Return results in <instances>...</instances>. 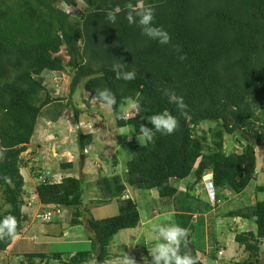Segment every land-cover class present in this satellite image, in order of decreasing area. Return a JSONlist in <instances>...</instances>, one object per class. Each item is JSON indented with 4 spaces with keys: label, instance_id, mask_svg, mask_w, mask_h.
Segmentation results:
<instances>
[{
    "label": "trees",
    "instance_id": "obj_1",
    "mask_svg": "<svg viewBox=\"0 0 264 264\" xmlns=\"http://www.w3.org/2000/svg\"><path fill=\"white\" fill-rule=\"evenodd\" d=\"M79 2L81 8L74 15L62 9L74 8ZM149 6L155 13L153 25L169 34V43L161 44L143 35L138 23H129V12L138 20L136 12ZM109 11L116 14L115 23L108 20ZM62 48L68 57L66 64L59 55ZM114 65L135 71L136 78L116 79ZM67 71L70 98L82 86L89 98L106 106L94 98L97 92L109 88L115 94L117 103L109 108L119 138L128 134L137 138L142 124L151 127L145 118L165 110L178 118L179 127L171 135L157 132L144 146H131L124 178H102L97 183L104 203L117 204L116 216L85 217L82 183L77 179L37 184L39 223H44L43 213L53 206L72 209V225H82L85 218L93 236L91 250L65 257L61 253H22L20 248L19 256L24 259L19 264L108 261L113 236L141 222L136 203L126 197L127 188L155 190L162 200H176L175 212L181 203L177 198L190 199L195 185H187L192 189L182 193L173 181L192 177L196 184L210 172L219 202L227 199L224 192L240 195L255 181V147L264 148V0H0V197L7 207L0 221L11 215L17 222L14 236L0 237V253L20 233L23 223L29 222L22 208L32 212L21 170L28 164L34 178L41 179V169L26 164L21 154L31 143L42 111L54 103H59V109L73 106H61L60 99H53L42 75ZM175 97H183L186 109L177 108ZM129 98L138 100L141 110L129 111L125 119L122 110ZM72 111L76 119L81 114L79 109ZM51 113L56 121L58 110ZM202 126H209L208 130ZM225 136H233L241 151L226 154ZM76 141L82 154L93 144L92 135L82 132ZM71 167L65 163L60 169ZM256 191L264 193V185ZM228 215L255 226L254 231L235 236L241 248L237 252L248 256L234 264H258L264 243V200ZM221 248L216 242L207 254L189 237L186 247L181 244V254L190 252L197 264H209L206 258L213 264L221 259ZM146 263L151 264V255Z\"/></svg>",
    "mask_w": 264,
    "mask_h": 264
},
{
    "label": "rangeland",
    "instance_id": "obj_2",
    "mask_svg": "<svg viewBox=\"0 0 264 264\" xmlns=\"http://www.w3.org/2000/svg\"><path fill=\"white\" fill-rule=\"evenodd\" d=\"M80 8L81 3L79 2L74 8L63 7L62 9L74 15ZM59 55L66 64L68 57L65 56L64 48L61 49ZM42 77L46 80L49 94L53 99H60L61 106L70 104H73V106L59 109L57 108L60 107L59 103H54L50 107H46L38 120L31 143L26 147V151L21 154V158L26 164L30 162L41 169L39 170L41 179L34 178L32 172L30 173L32 167H29L28 164L21 170L26 183L24 189L27 196L25 198L32 201L33 212L22 208V214L29 219L28 228L24 222L20 233L12 239L10 246L0 253V264H19L23 261L24 258L19 256L20 248L23 250L22 253L28 251L61 253L65 257H70L79 252H89L91 250L90 238L93 236L90 235L89 231H85V228L89 229L85 222V227H75L71 224L72 209L61 208L60 215L53 216L49 223H45L47 221H44L43 224L39 223L36 217L40 212V207L34 186L45 181L58 183L66 178L77 179L82 183L81 211L86 215L85 217L103 219L116 216L118 214L117 204L114 201L104 203V195H102L97 183L102 182L103 180H100L102 178L113 176L124 178L129 148L133 145H140L137 138L129 136L131 134H128L125 138L118 137L119 134L115 128L112 110L89 98L82 86L78 87L74 96L70 98L68 71L43 73ZM70 100H72V103L69 102ZM72 108L81 111L77 119ZM54 110L59 112L56 121L51 118V112ZM208 127L202 126L200 128L207 131ZM78 132L92 135L93 138V144L83 152L84 155L77 145ZM224 150L226 154H231L240 152L241 148L235 143L233 136H225ZM255 153V181H252L240 195H234L232 199L230 198L229 202L216 203V208L208 206L209 202H206L203 190H201V193H198V191L192 193L191 191V199H184L179 196L177 202L178 204L181 203L176 210L177 212H174L173 203L176 200H162L155 190L127 188L129 198L137 205L141 222L135 228L136 230H123L113 236L107 248L109 260L103 264H125L126 261L128 264H145L142 259L144 258L146 261L156 245L161 242L158 233L153 231V226H168L170 224H178L180 227L188 229V238L190 237L192 243L196 247L202 248V251L207 254L210 253V250L212 251L213 245L217 242L220 248H223V254L220 256L221 259L213 264H234L246 260L248 255L243 251H239L241 248L235 244L234 238L238 234L254 231V223L229 217L228 214L237 210H244L247 207L254 206L257 201L264 200V193L256 191L257 186L264 185V148L261 145H256ZM82 156H85L83 157L84 167H82L83 164L80 160ZM48 159L53 160L52 163H54L50 170L46 166ZM69 159L73 163V168H70L71 170L60 169V166ZM192 182L193 179L190 177L184 182L173 181L172 184L177 188L184 187L181 191L185 192V190L192 188L187 186L193 185ZM198 185L202 187L201 184ZM224 196H228L226 192H224ZM197 198L200 203L197 202ZM95 201H101L103 204L95 206L97 203ZM5 210H7V207L4 206L0 197V213ZM191 215L197 216V223L190 221V225H188L187 221ZM145 222L146 224L143 225ZM141 228L148 230L147 239H142L143 242H139L130 254L125 241L129 239L130 242L134 241L137 238L136 232L140 231ZM57 232H63L64 236L60 238L59 234H56ZM132 234H135V236L132 237ZM21 241L24 242L22 246L20 245ZM208 246H210L209 249ZM236 248L239 249L238 252ZM260 249L258 264H264V243ZM206 260L209 264H212L208 258ZM96 263L99 264L97 258L85 264ZM42 264L47 263L43 262ZM49 264H53V262Z\"/></svg>",
    "mask_w": 264,
    "mask_h": 264
},
{
    "label": "clouds",
    "instance_id": "obj_3",
    "mask_svg": "<svg viewBox=\"0 0 264 264\" xmlns=\"http://www.w3.org/2000/svg\"><path fill=\"white\" fill-rule=\"evenodd\" d=\"M128 7L132 8L133 6L129 4ZM136 16L139 17L138 20H136L132 12H129L127 19L130 24L138 23V25L141 27L143 35L148 36L151 39H158L161 44L169 43V34L165 30L153 25L155 13L152 7L149 6L140 9L138 12H136ZM107 18L112 23L116 22V14L112 11L107 13ZM123 68V65H114L113 70L116 72V79L131 81L136 78L135 71H125ZM94 98H98L108 107H112L117 103L115 94L109 88L99 90L96 94V97ZM172 98L173 97H170V100ZM175 100L179 110L183 111L186 109L187 106L183 101V97H175ZM140 110V102L138 100L129 98L126 107L122 110L125 113L123 118H128L127 113L129 111L138 113ZM145 119L147 120L148 124L151 125V127H148L145 124L141 125L140 135L137 136L141 146L152 142L157 132L161 133L162 135H171L179 127L178 118L171 114V112L168 110L154 114L150 117H146ZM192 184H201V188L203 190L202 192L205 193V196L214 195L212 177L211 175H208V172L203 174L200 182L196 184L193 179ZM190 191L193 192V189ZM181 192L183 193L184 191ZM198 193H201V191ZM189 198L191 199V197ZM209 205L211 206V204ZM16 225L17 222L15 217L11 215L6 216L2 221H0V237L5 235L14 236L16 232ZM153 231L158 233V236L161 238V242H159L153 249V252L150 253L151 264H197V257H194L190 252L181 254V244L184 243L185 247L187 245V238L189 236L187 229L180 227L178 224H170L168 226L154 225ZM125 264H128V262L126 261Z\"/></svg>",
    "mask_w": 264,
    "mask_h": 264
},
{
    "label": "crops",
    "instance_id": "obj_4",
    "mask_svg": "<svg viewBox=\"0 0 264 264\" xmlns=\"http://www.w3.org/2000/svg\"><path fill=\"white\" fill-rule=\"evenodd\" d=\"M56 138V137H55ZM53 162V160H51V159H48L47 160V168H51L52 167V165L54 164V163H52ZM65 163H71L72 164V167H71V169L73 168V163L71 162V160L69 159V160H67ZM64 163V164H65ZM83 167H84V165H83ZM70 168H66V169H64V170H71ZM59 183V182H58ZM32 185H34V184H32ZM36 186L37 185H35L34 186V190H35V188H36ZM181 189H180V191L181 190H183L184 189V187H180ZM184 193V192H183ZM181 197H183L184 199H186V196H184V195H181ZM95 202H97V201H95ZM100 202V201H99ZM100 205H102L101 203H98V204H95V206H100ZM29 211H30V209H28ZM173 211H174V209H173ZM33 212V211H32ZM83 219H85V218H83ZM27 224H29V222L27 223ZM27 224H26V227L28 228V226H27ZM32 224V223H31ZM146 224V222L145 223H143V225H145ZM142 225V226H143ZM77 226H80V227H85L84 226V220H83V224L82 225H77ZM77 226H75V227H77ZM62 230V229H61ZM132 230H136V229H132ZM85 231H89V229H86L85 228ZM90 233V232H89ZM137 234V238L134 240V241H132V242H130V239L129 240H126L125 241V244H127L128 245V247H127V250L130 252V254L133 252V250H134V247H136V246H138V244H139V242H141L142 241V239H144V240H146L147 238H146V236L148 235V230H145V229H143V228H141L140 229V231H137L136 232ZM56 234H59V236H60V238H62L63 236H64V233L63 232H57ZM90 235H91V233H90ZM72 236V235H71ZM132 237L133 236H135V234L133 235H131ZM72 240V239H71ZM143 242V241H142ZM134 244V245H133ZM133 245V246H132ZM132 247V248H131ZM130 249V250H129ZM219 255H221V254H223L221 251L218 253ZM143 260V262L145 263V264H147L146 263V261L144 260V258L142 259Z\"/></svg>",
    "mask_w": 264,
    "mask_h": 264
},
{
    "label": "bare ground",
    "instance_id": "obj_5",
    "mask_svg": "<svg viewBox=\"0 0 264 264\" xmlns=\"http://www.w3.org/2000/svg\"><path fill=\"white\" fill-rule=\"evenodd\" d=\"M86 150V149H85ZM84 150V151H85ZM208 175H211V173L210 172H208ZM212 177V176H211ZM213 182V181H212ZM199 190L201 191L202 190V188L200 187V186H198V185H195L194 186V188H193V192L194 191H198L199 192ZM227 193V192H226ZM227 195L228 196H225V198H227L225 201H220L219 202V199L218 200H216V198L217 197H215V195H206V202L208 201L209 202V204H211V206L212 207H214V208H216L217 206H216V203H221V202H224V203H226V202H228L227 200H231L232 198H233V196H234V194H232V193H227ZM229 195H231V196H229ZM126 197H129V196H126ZM231 198V199H230ZM121 199H125L124 197H121ZM38 205H39V207L41 206L39 203H38ZM216 206V207H215ZM46 212V211H45ZM44 212V213H45ZM60 213H61V211H59V214L58 215H60ZM56 216V215H55ZM53 217V216H52ZM196 219H197V216L196 215H193L192 216V219H191V222L192 223H196ZM154 246V245H153ZM155 247V246H154ZM153 248V247H152Z\"/></svg>",
    "mask_w": 264,
    "mask_h": 264
},
{
    "label": "built area",
    "instance_id": "obj_6",
    "mask_svg": "<svg viewBox=\"0 0 264 264\" xmlns=\"http://www.w3.org/2000/svg\"><path fill=\"white\" fill-rule=\"evenodd\" d=\"M59 209H57L56 207H51L48 211H46L45 213H43L44 215V221H49L51 219V217L53 215H58L59 214Z\"/></svg>",
    "mask_w": 264,
    "mask_h": 264
},
{
    "label": "water",
    "instance_id": "obj_7",
    "mask_svg": "<svg viewBox=\"0 0 264 264\" xmlns=\"http://www.w3.org/2000/svg\"><path fill=\"white\" fill-rule=\"evenodd\" d=\"M80 160H81V164H83V156L80 158ZM248 169V166H246L245 168H244V172L246 171ZM242 174L239 176V178H242ZM188 240H189V238H187V242H188Z\"/></svg>",
    "mask_w": 264,
    "mask_h": 264
}]
</instances>
